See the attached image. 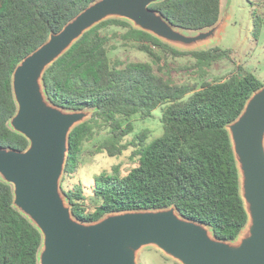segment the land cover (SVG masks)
<instances>
[{
  "label": "trees",
  "instance_id": "obj_1",
  "mask_svg": "<svg viewBox=\"0 0 264 264\" xmlns=\"http://www.w3.org/2000/svg\"><path fill=\"white\" fill-rule=\"evenodd\" d=\"M94 1L0 0V147L29 146L9 126L17 111L12 88L17 65ZM150 8L176 27L198 31L219 22L222 0H163ZM129 45L150 60L112 61L110 50ZM187 56L198 78L178 82L170 60ZM225 60L235 69L222 79L207 78ZM44 84L54 105L93 112L70 135L63 183L78 175L81 152L102 132L108 137L96 146L98 154L119 157L134 148L131 170L115 167L114 174L95 176L89 187L63 184L77 218L95 222L111 213L175 206L184 218L210 226L219 239L235 240L245 228L248 214L227 125L264 84L236 63L232 50L181 51L127 20L109 19L50 66ZM157 109L163 134L148 142L143 132L126 141L134 132L132 118L148 120ZM41 246L42 234L14 207L12 186L0 180V264H39Z\"/></svg>",
  "mask_w": 264,
  "mask_h": 264
},
{
  "label": "water",
  "instance_id": "obj_2",
  "mask_svg": "<svg viewBox=\"0 0 264 264\" xmlns=\"http://www.w3.org/2000/svg\"><path fill=\"white\" fill-rule=\"evenodd\" d=\"M163 0H96L26 56L12 76L17 111L10 128L24 136L23 151L0 147V180L13 188L14 207L40 231L39 264H139L155 248L179 264H264V85L227 125L239 170L248 223L235 240L219 239L210 226L184 218L175 206L111 213L95 222L77 218L62 182L73 130L92 111L51 103L44 76L88 31L109 19L129 21L181 51L214 44L225 27L188 31L150 6Z\"/></svg>",
  "mask_w": 264,
  "mask_h": 264
},
{
  "label": "rangeland",
  "instance_id": "obj_3",
  "mask_svg": "<svg viewBox=\"0 0 264 264\" xmlns=\"http://www.w3.org/2000/svg\"><path fill=\"white\" fill-rule=\"evenodd\" d=\"M223 17L225 27L217 42L208 44L198 50H207L213 47L229 49L234 52L237 64L242 65L248 71L254 73L264 84V0H222ZM258 28V33H256ZM111 32V30H110ZM110 57L114 60L130 62H145L150 58L146 53L138 51L133 46H121L117 50H110ZM171 71L178 82L189 83L198 78L196 71L191 68L193 59L190 56L171 59ZM235 69L231 61H222L214 65L207 75L210 79H222ZM161 109L153 113V117L143 120L138 116L132 118L134 132L126 141L133 140L143 132H148V142L163 134L161 123ZM108 137L107 132H102L92 142L85 145L80 154L78 175L64 184L65 188L82 182L86 186L94 183L95 176L108 172L114 174L115 167L125 173L135 166L132 160L134 148L125 151L122 156L110 157L107 153H97L96 146ZM139 264H179L166 257L155 248H146L139 255Z\"/></svg>",
  "mask_w": 264,
  "mask_h": 264
}]
</instances>
